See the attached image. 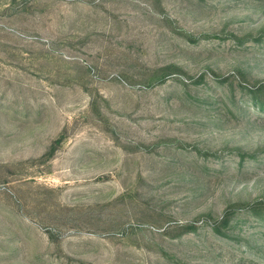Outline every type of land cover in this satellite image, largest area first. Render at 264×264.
<instances>
[{"label": "rangeland", "instance_id": "374dc122", "mask_svg": "<svg viewBox=\"0 0 264 264\" xmlns=\"http://www.w3.org/2000/svg\"><path fill=\"white\" fill-rule=\"evenodd\" d=\"M264 0H0V264H264Z\"/></svg>", "mask_w": 264, "mask_h": 264}, {"label": "trees", "instance_id": "16d2710c", "mask_svg": "<svg viewBox=\"0 0 264 264\" xmlns=\"http://www.w3.org/2000/svg\"><path fill=\"white\" fill-rule=\"evenodd\" d=\"M261 106H264V103H262Z\"/></svg>", "mask_w": 264, "mask_h": 264}]
</instances>
